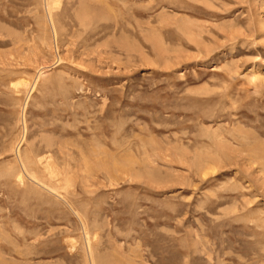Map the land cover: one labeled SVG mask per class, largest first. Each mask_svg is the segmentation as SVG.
Masks as SVG:
<instances>
[{
  "label": "rangeland",
  "instance_id": "obj_1",
  "mask_svg": "<svg viewBox=\"0 0 264 264\" xmlns=\"http://www.w3.org/2000/svg\"><path fill=\"white\" fill-rule=\"evenodd\" d=\"M0 264H264V0H0Z\"/></svg>",
  "mask_w": 264,
  "mask_h": 264
}]
</instances>
